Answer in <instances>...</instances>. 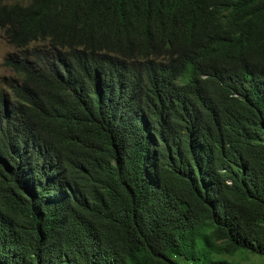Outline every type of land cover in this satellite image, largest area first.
Returning a JSON list of instances; mask_svg holds the SVG:
<instances>
[{
  "label": "trees",
  "instance_id": "obj_1",
  "mask_svg": "<svg viewBox=\"0 0 264 264\" xmlns=\"http://www.w3.org/2000/svg\"><path fill=\"white\" fill-rule=\"evenodd\" d=\"M147 1H0V264L264 258V0Z\"/></svg>",
  "mask_w": 264,
  "mask_h": 264
},
{
  "label": "clouds",
  "instance_id": "obj_2",
  "mask_svg": "<svg viewBox=\"0 0 264 264\" xmlns=\"http://www.w3.org/2000/svg\"><path fill=\"white\" fill-rule=\"evenodd\" d=\"M1 2L14 3L17 0H0ZM146 6L155 14L158 10V2H152L147 0H142ZM131 4L124 11L126 12ZM202 4L200 5V9ZM187 26L180 18L174 15H154L151 23L150 32L147 36L136 42L125 43L122 46H131L133 44H144V45H154L160 44L164 45L170 49H173L182 55L187 54L190 60L193 62L196 72L190 69L189 76L174 85V87H188L192 88L198 77H205L203 73V63L204 56L200 49L197 47H188L186 45ZM32 48V47H30ZM154 92H159L155 90Z\"/></svg>",
  "mask_w": 264,
  "mask_h": 264
},
{
  "label": "rangeland",
  "instance_id": "obj_3",
  "mask_svg": "<svg viewBox=\"0 0 264 264\" xmlns=\"http://www.w3.org/2000/svg\"><path fill=\"white\" fill-rule=\"evenodd\" d=\"M14 53H16V49L9 43L3 31L0 30V88L5 87L6 80L17 76L4 64L7 60V56H12ZM220 253L224 257H228L229 260H239L242 264H264V258L254 254L244 253L230 257L223 253V250H221ZM189 257L190 256H187V258Z\"/></svg>",
  "mask_w": 264,
  "mask_h": 264
}]
</instances>
